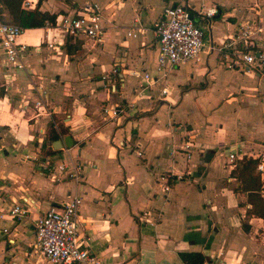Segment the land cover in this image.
<instances>
[{
    "label": "crops",
    "instance_id": "0c3cea01",
    "mask_svg": "<svg viewBox=\"0 0 264 264\" xmlns=\"http://www.w3.org/2000/svg\"><path fill=\"white\" fill-rule=\"evenodd\" d=\"M33 1L30 8L57 15L87 0ZM95 1L106 26L98 43L69 37L48 48L46 25L27 27L18 37L31 44L21 68L0 48V264H52L33 245L34 222L72 194L81 196L78 232L90 236L102 264H186L179 252L190 250L205 255L202 264H264V218L246 214V193L230 173L239 158H258L264 198V73L229 68L216 50L167 66L154 82L130 73L157 74L155 28L164 6L186 3L205 46H217L236 39L246 22L263 37L264 0ZM213 6L218 12L206 16ZM0 10L7 20L1 2ZM38 84L46 110L31 102ZM54 117L74 144L42 157ZM236 149L241 157L231 161ZM77 163L79 180L59 171ZM22 198L29 211L12 218L9 209Z\"/></svg>",
    "mask_w": 264,
    "mask_h": 264
},
{
    "label": "built area",
    "instance_id": "2783aa9c",
    "mask_svg": "<svg viewBox=\"0 0 264 264\" xmlns=\"http://www.w3.org/2000/svg\"><path fill=\"white\" fill-rule=\"evenodd\" d=\"M34 3L33 0H23L22 5L25 8H30ZM217 12L218 8L215 6L204 11L208 17ZM103 20L99 3L95 0H87L73 11L57 13L54 23H46L43 42L48 48L53 49L63 47L69 37L79 39L81 36H85L98 43L102 41L106 30ZM23 31L22 26L0 16L1 51L7 61L14 62L19 68L22 67L20 54L26 52L31 45L25 40H18ZM155 31L158 38L157 74L153 75L148 70L132 69L130 71L133 76H141L146 82L157 81L160 76L165 74L167 66H176L186 60L197 58L204 50L218 51L227 58L226 65L229 68L264 70V36L259 37L257 29L252 27L249 22L239 27L236 39L227 40L217 46L213 44L205 46L203 29L191 18L188 5L179 1L163 7ZM128 33L130 32L128 31ZM238 41L242 47L237 48ZM41 43L34 45L36 51H39ZM112 71L116 72L117 68H113ZM167 91V87H161L162 94H166ZM44 92V90L38 91L39 97L34 104L36 109L46 110ZM118 108V106H113L110 109L113 114H116ZM238 157H241L238 154V149L230 151L231 161ZM58 168L59 171L66 170L67 175L76 180H79L81 176L78 163L73 164L71 168L66 164H61ZM258 168L263 170V164L259 163ZM52 176L58 179L55 173H52ZM181 177L182 175L177 176V178ZM169 187L167 183L163 185L165 190ZM80 204L81 196L72 194L60 204L51 205L35 219L33 245L52 264H102V260L90 247V236L78 232L79 219H81L79 218ZM28 205L30 202L26 198L14 202L9 209V215L12 218L24 216L29 211Z\"/></svg>",
    "mask_w": 264,
    "mask_h": 264
},
{
    "label": "trees",
    "instance_id": "16d2710c",
    "mask_svg": "<svg viewBox=\"0 0 264 264\" xmlns=\"http://www.w3.org/2000/svg\"><path fill=\"white\" fill-rule=\"evenodd\" d=\"M0 2L7 10V20L23 28L41 27L55 21L56 12L40 10L38 5L34 8H24L21 7L22 0H0ZM70 48L71 45H67L68 51ZM67 133L69 129L62 121L56 117L54 120L50 119L40 144L42 157L55 153L57 150L52 148V142ZM257 164L258 158L243 156L235 161L230 173L238 180L237 188L246 193V201L250 204L246 214L264 218V198L260 194L262 182ZM179 256L186 264H202L205 261V255L200 251H180Z\"/></svg>",
    "mask_w": 264,
    "mask_h": 264
},
{
    "label": "water",
    "instance_id": "95a60500",
    "mask_svg": "<svg viewBox=\"0 0 264 264\" xmlns=\"http://www.w3.org/2000/svg\"><path fill=\"white\" fill-rule=\"evenodd\" d=\"M191 18H193L192 15H191ZM62 143L64 144V146L70 147L74 144V140L70 134H66L62 139L58 138L54 140L52 143V147L54 149H57L62 145Z\"/></svg>",
    "mask_w": 264,
    "mask_h": 264
},
{
    "label": "rangeland",
    "instance_id": "374dc122",
    "mask_svg": "<svg viewBox=\"0 0 264 264\" xmlns=\"http://www.w3.org/2000/svg\"><path fill=\"white\" fill-rule=\"evenodd\" d=\"M261 72L264 73V70H262ZM38 86H40L41 90H43V87H42L41 84H38ZM45 93H46V91H45ZM47 95H48V94H47ZM38 97H39V96H38ZM35 100H36V99H33V98H32V101H31V102H34V104H35ZM36 113H37V112H36ZM15 114H16V113H15ZM182 152H184V151H182ZM182 152H180L181 154H180V153L176 154V156L180 159L179 161L182 162V163H181V167L185 166V164L188 163V161H187V159H186V155L183 154ZM221 158H222V159H225L224 156H221ZM189 162H190V161H189Z\"/></svg>",
    "mask_w": 264,
    "mask_h": 264
}]
</instances>
